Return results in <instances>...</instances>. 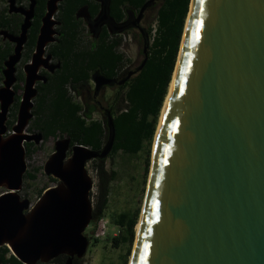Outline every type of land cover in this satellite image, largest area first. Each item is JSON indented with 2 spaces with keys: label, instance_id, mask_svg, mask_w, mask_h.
I'll return each instance as SVG.
<instances>
[{
  "label": "water",
  "instance_id": "water-1",
  "mask_svg": "<svg viewBox=\"0 0 264 264\" xmlns=\"http://www.w3.org/2000/svg\"><path fill=\"white\" fill-rule=\"evenodd\" d=\"M63 0H47L12 135L3 139L13 101L14 65L33 17L35 0L21 10L24 22L14 38L0 88V246L22 264H64L82 259L92 221L87 162L105 160L100 151L54 143L43 173L57 181L31 205L21 198L26 172L23 143L28 135L38 56L56 35L52 18ZM155 0H147L138 22ZM12 6V3H11ZM78 16V15H77ZM136 71L119 82L123 85ZM49 57H47L48 59ZM95 89L110 83L97 75ZM108 115V113H107ZM150 172L129 264H264V0H190L164 111L156 130Z\"/></svg>",
  "mask_w": 264,
  "mask_h": 264
},
{
  "label": "trees",
  "instance_id": "trees-1",
  "mask_svg": "<svg viewBox=\"0 0 264 264\" xmlns=\"http://www.w3.org/2000/svg\"><path fill=\"white\" fill-rule=\"evenodd\" d=\"M146 1L110 0V9L114 11L117 21H122L127 12L133 13L136 18ZM83 2L85 3L84 0H78V2L69 0L61 8V17L65 23L67 37L65 38V52H59L64 60L61 73L63 82L60 86H53L38 97L34 127L43 133L44 139L59 133L60 137L63 135L69 137L71 145L81 144L94 151H100L103 141L108 138L107 119L109 117L114 131V144L110 154L121 151L136 155L145 146L149 148L153 141L158 117L168 93L177 60L190 0H155L146 8L147 10L155 5L158 6L155 28L140 26L139 35L142 38L141 41L143 40V48L146 47L148 50L146 60L141 70L135 72L123 85H118L119 91L105 110L106 119L104 121L92 120V114L97 112L96 104H92L88 96L83 98L82 103L75 101L69 95L68 87L70 86L71 90H76L80 94L79 90L87 92L85 84L92 71L97 70L108 79L116 75L115 68L118 66L119 82L130 71H121L124 58L117 52L120 38L113 41L104 37L99 45L91 48H81L76 43L77 26L73 24V15L78 4ZM149 39L151 42L147 47ZM122 91H124L123 95ZM119 100L126 102L123 108L118 106ZM95 169L98 174V191L92 221L102 216L107 205L109 184L115 178L113 171L106 172L104 160L97 159ZM147 169L146 164L145 172ZM27 177L34 178L30 174ZM50 180L56 182L53 178ZM137 216V211L124 212L117 216L114 224L123 230V234L112 238L114 247L121 243L129 245L133 242ZM64 261L65 257L60 256L48 264H64ZM77 263L78 260L75 259L73 264Z\"/></svg>",
  "mask_w": 264,
  "mask_h": 264
},
{
  "label": "flooded vegetation",
  "instance_id": "flooded-vegetation-1",
  "mask_svg": "<svg viewBox=\"0 0 264 264\" xmlns=\"http://www.w3.org/2000/svg\"><path fill=\"white\" fill-rule=\"evenodd\" d=\"M69 0H63L58 6L57 14L52 18L59 22L58 26L54 29L57 32L53 35V41L48 42L44 48V52L41 56H38L39 66L37 69V76L45 78V82L36 81L33 88L36 91L35 97L32 100L33 107L31 109L32 117L28 121L25 128V132L28 135H33L36 133H29L30 125L35 126L36 121V106L37 99L42 93L47 92L53 86H60L63 82V77L61 76L64 60L60 57L59 52H65L66 48V27L62 20L61 13L63 5ZM78 2V0H74ZM85 3L78 4L74 11V26H77V42L81 48H91L94 45H99L101 41L106 37L107 40L118 39L121 33H127L130 30H138L141 32V21L143 19V14L139 21H136L134 14L127 12L126 17L122 21H117L115 19V13L110 9V0H84ZM3 5L2 11L0 12V88L3 87V82L5 79L4 71L6 70L5 63L8 61L9 57L13 55L16 43L14 38L18 37L21 32V26L24 22V15L21 10H27L29 7V0H0ZM46 2L47 0H35V6L33 10V17L30 22V27L27 30L26 41L23 44L20 52V57L18 62L14 65V78L15 82L11 86L13 91V101L8 107L5 128L6 132L2 135L3 139L8 138L12 135V128L16 124L18 113L21 106V101L25 91L26 83V73L25 66L31 63V60L36 54L37 37L39 34L40 27L42 25V18L46 13ZM12 3V6H11ZM78 15V16H77ZM47 57H49L47 59ZM116 75L112 78H108L110 83L100 86L97 90L95 89V84L93 79L97 75H101L99 71H92L90 73V78L86 82V91L79 90L80 94L75 90V94L83 102V98L88 96L92 104H96L97 112L102 111L100 106L101 91L103 87H118L119 77L118 66L115 68ZM103 76V75H101ZM70 90V86L68 87ZM87 93V94H86ZM35 128V127H34ZM33 130V129H32ZM34 131V130H33ZM37 133H41L39 130ZM43 135V133H42ZM44 138V135H43ZM42 138V139H43ZM37 144L34 140H30L23 143L24 148L32 146V144ZM0 264H22L17 261L12 253L8 250L5 245L0 246Z\"/></svg>",
  "mask_w": 264,
  "mask_h": 264
},
{
  "label": "rangeland",
  "instance_id": "rangeland-1",
  "mask_svg": "<svg viewBox=\"0 0 264 264\" xmlns=\"http://www.w3.org/2000/svg\"><path fill=\"white\" fill-rule=\"evenodd\" d=\"M2 8L3 5L0 2V12L2 11ZM157 8L158 6L155 5L144 12L143 19L140 24L141 27H150L151 29L155 28V15ZM137 31L138 30H130L127 33H121L118 37L120 38V46L117 48V52L122 54L124 58L123 68L121 71H133L141 64L142 60L144 59V55L142 53L144 46L142 43L143 40L141 41L142 38ZM150 42L151 40L149 39L147 47H149ZM147 51L148 50L146 48V53ZM118 91V88L115 86L103 87L100 98V106L102 107V111L93 113L91 117L92 120L104 121L106 119L105 110L112 103L113 98L118 93ZM68 93L75 101L80 103L79 98L73 90H68ZM123 93L124 91H122V95ZM125 103L126 102L119 100L118 106L123 108ZM160 115L161 111L158 117L157 127ZM35 130L36 128H34L32 124L30 125L28 132L37 133L38 131ZM63 137L66 136L63 135ZM63 137H60L58 133L56 136H49L46 139L43 138L41 141H39V143H33L32 146L24 148L26 172L23 177L22 188L19 192V195L21 198L28 199L31 205L35 204L44 190L57 184V181L52 182L50 180L52 177H48L43 173V165L54 152L55 141ZM154 138L149 148L145 146L136 155H129L118 151L115 154H109L104 160V168L106 172L109 173L110 171H113L115 173L114 180H112L109 184L107 205L102 213V216L107 221V234L101 240H93L90 236L93 227V221H91L84 232V235L89 241V245L85 256L82 259H79L77 264H129L134 239L129 245L126 243H121L117 247H114L112 245V238L123 234V230L117 227L114 222L119 214L124 212L133 213L135 211H137L138 215L136 225L139 221L150 172L151 153ZM107 139L103 141L102 146H104ZM96 162L97 160H92L86 164V170L92 179V189L89 193L93 207L92 213L98 191V174L95 169ZM146 164L148 165V169L145 172ZM28 174L33 175L34 178H28ZM3 191V189H0V194ZM136 225L134 230H136Z\"/></svg>",
  "mask_w": 264,
  "mask_h": 264
},
{
  "label": "built area",
  "instance_id": "built-area-1",
  "mask_svg": "<svg viewBox=\"0 0 264 264\" xmlns=\"http://www.w3.org/2000/svg\"><path fill=\"white\" fill-rule=\"evenodd\" d=\"M106 234H107V221L103 216H99L93 221V227L90 236L93 240L97 241L103 239L106 236Z\"/></svg>",
  "mask_w": 264,
  "mask_h": 264
},
{
  "label": "bare ground",
  "instance_id": "bare-ground-1",
  "mask_svg": "<svg viewBox=\"0 0 264 264\" xmlns=\"http://www.w3.org/2000/svg\"><path fill=\"white\" fill-rule=\"evenodd\" d=\"M186 20H187V18H186ZM167 96V95H166ZM166 99V98H165ZM163 111H164V103H163V107H162V110H161V115H160V119H159V123H158V127H159V124H160V121H161V117H162V115H163ZM158 127H157V130H158ZM155 138H156V133H155ZM155 138H154V141H155ZM153 147H154V143H153ZM153 147H152V150H153ZM151 159H152V156H151ZM93 208V207H92ZM140 217V216H139ZM138 227V223H137V225H136V228ZM135 228V229H136Z\"/></svg>",
  "mask_w": 264,
  "mask_h": 264
}]
</instances>
